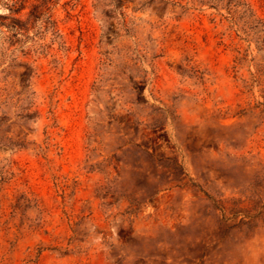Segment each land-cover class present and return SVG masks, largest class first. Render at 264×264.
<instances>
[{
	"label": "rangeland",
	"instance_id": "374dc122",
	"mask_svg": "<svg viewBox=\"0 0 264 264\" xmlns=\"http://www.w3.org/2000/svg\"><path fill=\"white\" fill-rule=\"evenodd\" d=\"M111 2L0 0V264H264V0Z\"/></svg>",
	"mask_w": 264,
	"mask_h": 264
},
{
	"label": "trees",
	"instance_id": "16d2710c",
	"mask_svg": "<svg viewBox=\"0 0 264 264\" xmlns=\"http://www.w3.org/2000/svg\"><path fill=\"white\" fill-rule=\"evenodd\" d=\"M115 6L118 5V3L121 2V0H111ZM23 6L22 5H19V6H16V5H13L11 8H9V11L11 13H14V14H19L22 10H23Z\"/></svg>",
	"mask_w": 264,
	"mask_h": 264
}]
</instances>
